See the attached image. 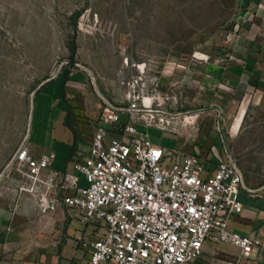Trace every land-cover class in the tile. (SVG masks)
I'll use <instances>...</instances> for the list:
<instances>
[{
    "label": "rangeland",
    "instance_id": "rangeland-1",
    "mask_svg": "<svg viewBox=\"0 0 264 264\" xmlns=\"http://www.w3.org/2000/svg\"><path fill=\"white\" fill-rule=\"evenodd\" d=\"M242 3L0 0V158L8 157L3 166L33 126L44 92L61 99L64 87L72 101L69 123L84 149L101 110V95L129 104L123 81L139 73L143 63L147 91L157 96L153 106L177 117L167 130L144 124L140 129L166 147H177L180 137L192 144L202 133L206 142L219 127L246 176L264 183V91L223 96L182 80L184 71L229 55ZM199 51L208 57L199 58ZM57 83L62 86L55 93ZM185 113L195 114L187 125L180 119ZM81 185H88L85 176Z\"/></svg>",
    "mask_w": 264,
    "mask_h": 264
},
{
    "label": "built area",
    "instance_id": "built-area-1",
    "mask_svg": "<svg viewBox=\"0 0 264 264\" xmlns=\"http://www.w3.org/2000/svg\"><path fill=\"white\" fill-rule=\"evenodd\" d=\"M145 68L138 64L139 73L123 81L129 104L101 95L88 144L75 148L65 169L53 166L55 151L37 156L24 138L0 178L35 195L43 212L65 207L96 226L92 238H82L91 249L85 264H186L200 257L207 239L251 255L263 238L230 226L244 209L240 191L249 188L239 159L219 127L222 150L214 151L215 168L208 172L211 157L166 147L140 129L167 130L176 116L153 106L157 96L147 91Z\"/></svg>",
    "mask_w": 264,
    "mask_h": 264
},
{
    "label": "crops",
    "instance_id": "crops-1",
    "mask_svg": "<svg viewBox=\"0 0 264 264\" xmlns=\"http://www.w3.org/2000/svg\"><path fill=\"white\" fill-rule=\"evenodd\" d=\"M235 31L229 55L184 71L182 80L195 84L199 90L215 89L223 96L255 89L264 91V0H243ZM198 54L208 57L201 51ZM59 86L62 85L57 83L55 93ZM62 88L61 99L51 92L41 95L33 126L24 136L37 156L55 151L53 166L59 169L66 168L80 139L73 131L74 124L69 123L68 103L72 101ZM194 115L185 113L180 119L186 120L187 125ZM243 115L244 108L234 122L235 130ZM204 135L192 144L186 143L188 147L185 138L180 137L179 145L196 152L200 144V152L196 153L211 157L206 162L208 172L215 168L214 151L221 152L222 140L215 132L208 133V141L203 142ZM7 159L6 155L0 158V172ZM9 181L0 178V264L87 263L91 249L82 244V238H92L96 226L83 223L76 212L65 207L43 212L35 195L18 191ZM245 181L249 188L240 191L244 209L231 217L230 226L243 234L261 236L264 244V183L253 181L246 173ZM186 264H264V246L251 255H243L233 243L207 239L200 257Z\"/></svg>",
    "mask_w": 264,
    "mask_h": 264
},
{
    "label": "bare ground",
    "instance_id": "bare-ground-1",
    "mask_svg": "<svg viewBox=\"0 0 264 264\" xmlns=\"http://www.w3.org/2000/svg\"><path fill=\"white\" fill-rule=\"evenodd\" d=\"M199 53V52H198ZM197 56L199 57V58H206V57H204L203 55H201V54H197ZM141 66L142 67H146L145 66V64H143V63H141ZM169 113V112H168ZM175 118L177 117V116H174ZM179 119V118H178ZM177 121V120H176ZM180 121V120H179ZM183 122H184V124L186 123V120H183Z\"/></svg>",
    "mask_w": 264,
    "mask_h": 264
}]
</instances>
